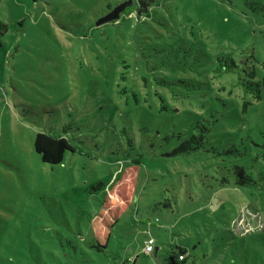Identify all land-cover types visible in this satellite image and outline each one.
I'll return each mask as SVG.
<instances>
[{"label": "rangeland", "instance_id": "1", "mask_svg": "<svg viewBox=\"0 0 264 264\" xmlns=\"http://www.w3.org/2000/svg\"><path fill=\"white\" fill-rule=\"evenodd\" d=\"M0 23V264H264V100L211 70L263 74L264 0H1ZM62 126L75 152L43 163L36 133ZM133 162L97 251L89 219Z\"/></svg>", "mask_w": 264, "mask_h": 264}, {"label": "trees", "instance_id": "2", "mask_svg": "<svg viewBox=\"0 0 264 264\" xmlns=\"http://www.w3.org/2000/svg\"><path fill=\"white\" fill-rule=\"evenodd\" d=\"M141 3L144 5L142 1ZM147 13V15H144L137 5L136 22H145L146 17L150 16V9H147ZM1 27H3V23H0ZM2 36L3 33L0 30V45ZM135 58V56L132 57L134 62H136ZM138 58L140 57L138 56ZM140 60L142 59L140 58ZM211 70H214L218 74H236L238 85L243 88L244 92L253 94L257 99L264 100V72L262 75L258 71L250 73L247 71V66L243 61L240 63L236 62L230 54L217 56L215 65L211 66ZM68 133L63 126L53 133L46 131L36 133L33 141L34 151L39 155L43 163L50 165L60 164L67 152H75L76 147L69 139ZM127 143L130 144V141L127 140ZM202 144L203 138L201 135L199 137L192 135L189 140L181 145V150L183 152L197 150L202 147ZM135 165H138V163L133 162V165H128L126 168L120 170L119 176L117 177L116 175L114 181L106 186L104 199L100 203L96 213L89 219V229L92 234V244L90 247L97 251H103L107 248L113 228L119 221L120 214L125 212L127 207L132 204L141 169ZM238 174H243L244 180L241 183L252 181V178L249 175H245L240 168H238ZM260 179L264 181V171L261 172ZM99 186L102 187L103 184L98 183L97 187ZM188 255L189 252L186 249L179 248L176 254L172 253L169 256L167 259L168 264H183Z\"/></svg>", "mask_w": 264, "mask_h": 264}, {"label": "water", "instance_id": "3", "mask_svg": "<svg viewBox=\"0 0 264 264\" xmlns=\"http://www.w3.org/2000/svg\"><path fill=\"white\" fill-rule=\"evenodd\" d=\"M129 4V2L121 3L118 6H116L112 11H110L108 14H106L97 24H102L105 22L114 21L119 17V14L123 11V9Z\"/></svg>", "mask_w": 264, "mask_h": 264}, {"label": "built area", "instance_id": "4", "mask_svg": "<svg viewBox=\"0 0 264 264\" xmlns=\"http://www.w3.org/2000/svg\"><path fill=\"white\" fill-rule=\"evenodd\" d=\"M153 244H154V240L150 239L149 241L146 242L145 247H144V251L146 253H151L153 250ZM182 258V257H180Z\"/></svg>", "mask_w": 264, "mask_h": 264}]
</instances>
